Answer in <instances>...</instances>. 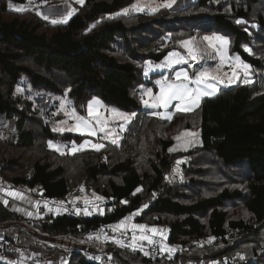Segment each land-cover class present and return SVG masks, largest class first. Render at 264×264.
Masks as SVG:
<instances>
[{"label": "trees", "instance_id": "1", "mask_svg": "<svg viewBox=\"0 0 264 264\" xmlns=\"http://www.w3.org/2000/svg\"><path fill=\"white\" fill-rule=\"evenodd\" d=\"M134 1L84 0L67 23L52 24L34 9L9 8L28 0H0V114L17 120L12 132L0 129L3 180L55 200L83 185L107 207L93 217L30 221L46 237L85 244L84 253L38 240L16 244L6 231L13 248L8 255L19 257L26 247L71 253L68 264H264V0H196L181 10L117 15ZM211 35L229 39L230 53L251 66L254 81L203 98L200 145L170 153L174 137L193 129L194 119L188 112H176L170 121L148 114L140 90L146 63L180 51L181 41ZM24 78L38 92L67 95L80 112L98 96L137 116L117 145L61 155L48 148L49 140L82 135L54 133L50 116L16 92ZM186 156L184 178L169 183L166 176ZM137 187L142 191L133 195ZM141 208L136 220L167 227V244L175 251L153 259L106 240L111 248L103 262H90L100 242L91 234ZM22 218L0 201V224ZM107 233L115 235L112 228Z\"/></svg>", "mask_w": 264, "mask_h": 264}, {"label": "snow or ice", "instance_id": "2", "mask_svg": "<svg viewBox=\"0 0 264 264\" xmlns=\"http://www.w3.org/2000/svg\"><path fill=\"white\" fill-rule=\"evenodd\" d=\"M76 3L83 4L84 0H76ZM170 7L171 2L170 0H164L162 5L157 7H152L151 4L148 5L147 9L140 5V0H137L136 3H133L131 9L124 8L121 13H117V15H127L130 11L136 12H144L149 11L154 13L159 10V7ZM9 8H15L17 11H23V6L16 8L14 5L9 3ZM75 9H72L67 13L65 17L62 19H52L50 23L57 24V23H67L68 19L73 15ZM37 15H42V13L37 12ZM42 18L48 20L49 17L46 15H42ZM237 24L244 23V21L237 20ZM95 27V25H93ZM203 41L207 42V47L214 48L216 54L220 58V65L224 64L225 60L233 59L227 56L225 49L229 45L230 41L228 38L222 35H213V36H205L203 37ZM181 47L184 49V52L173 51L170 52L165 61L159 65H156V68H167L173 69L171 76H162L161 79L156 81V84L159 86V91L154 93L152 89H146L141 93V102L142 104L153 111H150L148 114L153 117H157L164 120H171L173 118V114L175 112H188L191 111L193 107H199L200 102L205 97H211L216 95L220 91L219 85L223 84L225 87L228 85L234 84L237 80V72L233 71L231 76H229L227 83L223 79H221L218 75L212 74V70L210 68L202 67L198 71L193 72L190 74L188 68L186 67H179L178 69H174L175 65L186 64L189 60L191 61H200L203 59V53L194 43V38L189 40H184L180 42ZM245 51H250L247 47H245ZM236 62L234 65L230 64V67H240L242 66L245 70L244 72V83H251V80L247 79L248 72L247 69L249 66L247 64H243L240 61L239 56L234 58ZM218 65L217 67H219ZM149 70L152 69V65L148 66ZM145 76L148 75V71H145ZM147 96L148 99H144ZM100 101L93 100L88 103L87 105V117L83 115H79L74 107L69 109L65 108V103L62 101L60 104V111L64 113L66 117H70L74 123L70 127H64L61 125H67V119L60 121L59 124L54 125L52 131L57 134H63L64 132H76L80 133L81 135H87L90 137H97L98 133H102L103 135L99 136V140H108L112 145H117L119 140L122 137V134L126 131L127 126L133 121V119L137 116L136 112L131 113H124V112H116L115 114L122 120L116 127H109L107 119L104 115L96 108L94 105H99ZM163 111H160V110ZM172 109V112L168 110ZM115 112V110H112ZM90 118V119H89ZM181 135H191V133H182ZM176 141L181 140V136L174 137ZM87 146H90L92 149L96 151H100L102 148L105 147L104 143H91L89 140H84L83 143L77 145L74 141L70 142L69 144H60L58 142L49 141L48 148L50 150H54L57 153L64 155V154H76L82 150H84ZM180 147L178 143L176 146L169 148L168 151L175 152ZM182 161L177 160L176 164L180 165ZM178 171V169L173 170ZM80 192H84L85 189L83 186L80 187ZM3 191V189H0ZM142 191V188L137 187L133 192V195ZM9 197H13L15 199L24 200L25 197L22 193L8 190L5 193ZM95 200L103 201L104 198L101 196L96 195L95 193L92 194ZM81 199L80 197L74 198L71 202L75 205V201ZM5 204L8 203L7 200L3 201ZM31 203V201H29ZM91 203L90 200L87 198L84 199V207L81 208L79 206H75L72 210L74 214L80 215L83 213L85 216L92 215V212L89 211L88 205ZM122 203H127V201H122ZM44 206L48 208V201L44 202ZM148 205L145 204L142 208H146ZM36 207H39V202H36ZM141 209H138L136 213L139 214ZM61 210L64 212L69 211V208L64 207V202L61 201L56 208V212L59 213ZM93 210H98L100 215L104 214L103 209L94 208ZM48 211H53L52 208H48ZM31 215V213H29ZM131 215L129 217H125L121 220L117 225L112 226L113 230H118L121 228H125V221L130 220ZM132 236L130 241L127 245H125L124 241L122 240H114V242L121 247L128 246L131 247L134 251L139 248V250H143L144 242L148 244H156L158 243L153 237L157 233H161L163 230L149 227L146 224H132L131 225ZM103 229H101V233ZM151 235H150V234ZM99 239V236L96 237ZM91 239V237H90ZM107 240L108 238L105 237ZM163 239V236H162ZM161 252H173L175 251L174 248H170L164 244H160L158 249ZM144 255L147 256L149 253L147 251L144 252Z\"/></svg>", "mask_w": 264, "mask_h": 264}, {"label": "rangeland", "instance_id": "3", "mask_svg": "<svg viewBox=\"0 0 264 264\" xmlns=\"http://www.w3.org/2000/svg\"><path fill=\"white\" fill-rule=\"evenodd\" d=\"M195 1L196 0H170V2H171L170 7H162L161 6V7H159V10L162 8H170V9H174V10L176 8H179L177 10H181V9L191 5ZM136 2H137V0H135L133 3H136ZM163 3H164V0H140V5L142 7H145L146 9H147L149 4H151L152 7H157L159 5H162ZM11 4L14 5L16 8L23 6L24 9H34V10L42 13V15L48 16L49 17L48 20H50V21L52 19H62L72 9H75V11L73 12V14H75L78 7L81 5L79 3H76V0H65V1H58V2L52 1V0H39V1L38 0H28L27 3H15V2L13 3V2H11ZM132 4L126 6L125 8L131 9ZM13 9H15V8H13ZM122 10L120 12H122ZM144 12H149V11L146 10ZM129 13H138V12L130 11ZM69 19H68V21H69ZM211 36H213V35H211ZM203 37H205V36H202L199 38L193 37L194 43L200 49V51L203 53V59L200 61L189 60L186 64L175 65L174 69H178L179 67H186V68H188L190 74H192L193 72L198 71L202 67L210 68L212 70V74L218 75L221 79H223L225 81V83H227V80H228L229 76H231L232 72L236 71L237 72L236 82L234 84L228 85L227 87H225L223 84H221V85H219L220 90L231 87V86H233L239 82L244 83V79H245L244 72H245V70L243 69V67L240 66L237 68V67H230L229 66L230 64L234 65L236 63L234 61V58L237 57V56L232 55L230 53V51H229L230 45H228L226 47L225 52H226L228 57L233 58V59L225 60L224 64L220 65V58L216 54L215 49L207 47V42L203 41ZM193 38H191V39H193ZM167 40L169 42L170 38H167ZM178 52L183 53L184 49H181ZM165 58H163L160 61L147 62L146 63L145 71H148V75L146 76L147 82L144 83L143 85H141V87H140L141 93L144 90L149 89V88L152 89L154 93L158 92L159 86L156 84V81L161 79L162 76H166V75L171 76L173 69H167V68L162 69V68H156L155 67L156 65L163 63L165 61ZM239 58L243 64H247V63L242 61V58L240 56H239ZM150 64L152 65L151 70H149V68H148V66ZM218 65H220V66L217 67ZM247 65L249 66V68L247 69V72H248L247 79H249V80H251V82H253L254 81L253 71L251 69V66L249 64H247ZM16 92L18 94H21L25 98L34 100L36 103L35 105H37L36 111L37 112L43 111V113H46V115L48 114L50 116L49 118L47 116V120L51 121L52 128L54 127V125L59 124L60 121H63L65 119H67V121H68L67 125H61V126L70 127L74 123V121L70 117H66L64 115V113L62 111H60V104L62 101L65 103L66 109L74 107L79 115H83L85 117H87V105H88V103L93 101V100L100 101V104L94 105V107H96L104 115V117L107 119L109 127H116L120 123H122V120L115 114L116 112H124V113H131V112L137 113L138 112V111H134V110L122 109V108L117 107L111 103L103 101L98 96L90 99L87 102V104L85 105V111L80 112V109L73 105L72 100L67 95H63V94L62 95L61 94L50 95V94H47L45 92H38V91L33 89L32 85L29 83V80L27 78H24L22 80L21 84L17 87ZM144 99H148V97L145 96ZM200 107H201V102H200L199 107H193L191 111H188L190 117H192L194 119V121H193L194 122V128L183 130L178 135H176V136H181V140L179 142L175 140V144L172 146V147H174L178 143L180 144V147L178 148V150L176 152L189 151V150H192V149H194L200 145V135H199V129H198V127L201 123V108ZM143 108L145 110L153 111L152 109L146 108L144 105H143ZM50 109L52 110V113H51ZM112 110H115V112H113ZM160 111H163V110L161 109ZM168 111L172 112L173 110L169 109ZM175 114H176V112L173 114V116ZM16 121L17 120L15 118L8 119L4 114H0V129L6 130L8 132H12L15 129ZM129 125L127 126V129L129 127ZM127 129H126V131H127ZM125 132L122 134V137L118 143L121 142ZM71 133H74L76 135H81L80 133H76V132H71ZM182 133H191V135H181ZM101 135H103V134L98 133L97 137H90L87 135H82V137L80 139L74 138L71 140V142L74 141L77 145H79L80 143H83L84 140H89L91 143L100 142V143H104L105 145H106V142H110L108 140H99L98 137ZM49 141H53L54 143L58 142L60 144H69L70 143V142H60V141H55V140H49ZM89 148H91V147L87 146L85 149H89ZM185 153H188V152H185ZM178 160L182 161V163L180 165L176 164L175 169H178V171H175V172L173 171V173L171 175L166 176V179L169 183H171L172 180H179V179L184 178L183 169H184V166L189 163V157L188 156H186L185 158L181 157ZM81 185L82 184H80V186ZM90 205L94 206V207H98L100 205V203H98L96 201H91ZM132 215L137 216L138 214H132ZM133 224H137V222L135 220H133ZM28 227H32L36 230V227H33V225L30 223H28ZM154 227H156V226H154ZM161 229L164 230L166 228L161 227ZM166 231L167 230L164 231L165 234H168V232H166ZM24 232H29V231H24ZM36 232L39 233V231H37V230H36ZM34 234H35L34 232L33 233L29 232L28 234H25V235H27V237H29L28 239L33 240L34 238L31 236ZM128 235L132 236V233H130V234L128 233ZM156 235L158 237L162 238V236L160 234H156ZM60 239L65 240V243L72 242L69 238H60ZM167 239H168V235H167V237L163 236V240L165 241V243H166ZM24 240H25L24 238H22L20 240V234H18L17 236H16V234L13 235V241L16 242V244L20 243V242L25 243ZM41 241H44V240L41 239ZM41 243H43V242H41ZM26 245L30 246L31 244L26 243ZM49 245L54 247L55 244H49ZM152 246H153V244L152 245L149 244L147 246H144L143 251L149 252V247H152ZM166 246L170 247L168 244ZM63 247H65V246H63ZM170 248H172V247H170ZM10 250H12V249H10ZM16 250L19 251L20 248L17 247ZM28 251L31 254L30 249H28ZM12 255H16V254H12ZM27 257H29V256L22 255V256H20L19 260H23ZM0 260L4 261L5 263H8V264L13 263V262H11V255H7L6 257H0ZM15 264H24V262L18 261ZM62 264H68V261L66 260Z\"/></svg>", "mask_w": 264, "mask_h": 264}, {"label": "crops", "instance_id": "4", "mask_svg": "<svg viewBox=\"0 0 264 264\" xmlns=\"http://www.w3.org/2000/svg\"><path fill=\"white\" fill-rule=\"evenodd\" d=\"M0 189H3V191H0V201L6 206V208L12 210L13 212H16V214L22 216L23 218L20 220H12L9 221L7 223L1 224L6 231H8V233L13 237V235L16 234V236L18 234H20V240L22 238H24L25 243H30L32 244L34 241L38 240L40 243L41 242H50L51 244H56L58 246H60L61 249H64L66 251H68L71 248H75L76 252H81L84 253L87 249L88 246H86L85 244H76L73 242H68L65 243V240L63 239H54V238H49L44 236L42 233H37L36 230L32 227H28V223H30V221L33 220H44L46 219V217L53 215L54 217L57 216H63L61 215H56L55 212L48 211V208H46L44 206V202L48 200V198L43 197L41 195L36 194L37 190L36 189H32L26 186H15L12 183H9L7 181L3 180V176L0 173ZM11 190V191H16V192H20L24 195L25 199L24 200H20V199H15L13 197H9L7 196L5 193L6 191ZM93 193H95L96 195L100 196L98 193L96 192H92V193H88L86 190L84 192H80V190L77 193H74L73 195H71L70 197H68V199H64V200H55L56 202L60 203L61 201L64 202V204H69L71 203L74 198L76 197H80L81 199L76 200L75 203L76 204H81L84 205V199L87 198L90 201H96L98 203H100V205H104V200L103 201H97L95 200V198L93 197ZM102 197V196H101ZM7 200L8 203L5 204L3 201ZM31 201V203L29 202ZM36 202H39V207H36ZM29 213H31V215H29ZM129 217V216H128ZM136 215H131V219L130 220H126L125 221V228H121L118 230H113L115 232V235L112 236L110 235L108 237L107 240H111V242H113L114 240H122L124 238H131V235H128V233H131V225L133 224V220H135L137 222V224H143V223H139L136 220ZM120 222V221H119ZM119 222H116L114 224H111V228L113 229L112 226L117 225ZM147 225V224H146ZM149 227H154L151 225H148ZM161 227L163 226H156L155 228L161 229ZM166 229H161L163 230L162 232V236L167 237V235L169 234V230L167 227H165ZM165 230H167L166 232H168V234H165ZM24 231H29V232H34L35 234L32 235L31 237H33V240L28 239L29 237H27V235L29 232H24ZM150 234V233H149ZM160 234L161 233H157ZM151 235V234H150ZM25 236V237H24ZM41 239H43L44 241H41ZM107 241H105L106 243ZM115 243V242H114ZM11 245V244H10ZM149 245L147 242H144L143 247ZM12 246V245H11ZM65 246V247H63ZM111 247L110 246H106V249L109 250ZM13 249V248H11ZM14 249H16L14 247ZM139 249V248H137ZM20 252V256L22 255H26L29 256L23 260H19L20 256L18 257L17 255H11V262H13L12 264H15L16 262L20 261V262H24V264H36L32 261V258L36 255V254H40V253H29L28 249L26 247L21 248ZM69 254V253H68ZM71 254V253H70ZM9 257V256H8ZM69 261V260H67ZM40 264H55V263H40ZM62 264V263H61Z\"/></svg>", "mask_w": 264, "mask_h": 264}, {"label": "built area", "instance_id": "5", "mask_svg": "<svg viewBox=\"0 0 264 264\" xmlns=\"http://www.w3.org/2000/svg\"><path fill=\"white\" fill-rule=\"evenodd\" d=\"M60 1H65V0H60ZM48 208H52L53 212H55L56 215H64V216H71V217H75V218H86V217H93L95 215H99V211L98 210H93L94 208H99V209H103L104 212L106 211V206L105 205H99L98 207H94L91 206L90 204L88 205L89 211L92 212V215L89 216H85L83 215V213H81L80 215H76L74 214V211L72 210L75 206H79L81 208H83L85 205H81V204H76L73 205L72 203L69 204H64V207L69 208V211L64 212L63 210H61L59 213L56 212V208L59 205L58 202H56L53 199H48ZM111 228V225H101L98 229H96L91 236H99L100 237V242L98 244V246L95 248V252L93 254H91L89 256V260L92 263H101L104 260V256L105 253L107 251L106 246H105V237H109L108 233H107V229ZM101 229H103V232L101 233ZM131 239V238H130ZM129 238H124L123 241L125 243V245L128 244V242L130 241ZM154 240H156L158 243L153 244L152 247H149V252L150 256L154 259L155 256H157L159 253H161V251H159V247L160 244H164L167 245V241L165 243V241L158 237L157 235H155L153 237ZM12 248V246L10 245V242L7 238L6 235V230L5 228L0 224V257H6L8 255V252L10 251V249ZM72 254H61L57 251H53V250H45L40 254H36L33 258L32 261L36 264H40V263H63L66 260H69L71 258ZM181 264V263H179ZM193 264H204L203 261L201 262H197V263H193Z\"/></svg>", "mask_w": 264, "mask_h": 264}, {"label": "water", "instance_id": "6", "mask_svg": "<svg viewBox=\"0 0 264 264\" xmlns=\"http://www.w3.org/2000/svg\"><path fill=\"white\" fill-rule=\"evenodd\" d=\"M177 9H179V8H176L175 10H177Z\"/></svg>", "mask_w": 264, "mask_h": 264}, {"label": "bare ground", "instance_id": "7", "mask_svg": "<svg viewBox=\"0 0 264 264\" xmlns=\"http://www.w3.org/2000/svg\"><path fill=\"white\" fill-rule=\"evenodd\" d=\"M132 233V232H131ZM60 253V252H59Z\"/></svg>", "mask_w": 264, "mask_h": 264}]
</instances>
